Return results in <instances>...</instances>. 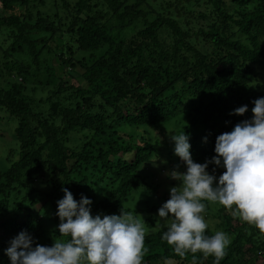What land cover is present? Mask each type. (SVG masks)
<instances>
[{"label":"trees","instance_id":"trees-1","mask_svg":"<svg viewBox=\"0 0 264 264\" xmlns=\"http://www.w3.org/2000/svg\"><path fill=\"white\" fill-rule=\"evenodd\" d=\"M1 31L0 113L15 123L16 148L0 167V264H11L6 249L21 231L36 243L60 238L63 188L90 199L93 217L130 211L122 202L137 187L153 193L138 170L156 143L137 130L194 106L190 153L203 164L217 155L216 137L251 119L253 102L264 98V0H0ZM62 68L76 85H64ZM35 89L45 95L35 100ZM245 105L243 116L231 114ZM206 171L219 177L225 169L209 163ZM215 211L204 214L231 239L220 264H264L259 230L223 206ZM145 225L152 228L151 215ZM165 230L146 235L143 264H192L161 239ZM196 255L197 264H213Z\"/></svg>","mask_w":264,"mask_h":264},{"label":"clouds","instance_id":"clouds-1","mask_svg":"<svg viewBox=\"0 0 264 264\" xmlns=\"http://www.w3.org/2000/svg\"><path fill=\"white\" fill-rule=\"evenodd\" d=\"M253 103L251 119L216 137L217 155L211 161H193L184 129L170 135L175 155L184 162L186 171L166 173L179 183L170 188V198L158 209L157 222L163 221L166 228L161 239L181 259L191 254L192 264H197V253L205 260L212 256L213 264H220L231 243L223 231L205 234L208 223L203 201L223 206L234 219L254 226L264 236V98ZM247 111L245 105L231 114L243 116ZM209 163L225 171L217 178L206 171ZM62 191L56 213L60 238L53 239L52 246H42L27 231H21L6 249L11 264H143L148 252L147 229L140 214L121 208L119 215L93 217L90 199L82 196L76 201L67 188ZM163 264L176 262L165 258Z\"/></svg>","mask_w":264,"mask_h":264},{"label":"rangeland","instance_id":"rangeland-1","mask_svg":"<svg viewBox=\"0 0 264 264\" xmlns=\"http://www.w3.org/2000/svg\"><path fill=\"white\" fill-rule=\"evenodd\" d=\"M4 32H0V46L2 49H5L7 46V41L4 37ZM49 46H52L50 43ZM1 56V54H0ZM56 73H58V68L55 67V63L52 61H48ZM77 74H80L82 71L75 67L74 69ZM60 71V70H59ZM64 71H67V69L62 68L61 77L64 80V85H76L78 78L68 76L66 74H63ZM259 76L264 78V67L259 69ZM1 80V78H0ZM260 83L264 84V79L260 80ZM34 85V84H32ZM0 86H2V81L0 82ZM35 88V87H34ZM39 91L35 89L33 93H30L32 97L38 98L39 96L43 97L45 95V92L38 93ZM205 102V98L203 99ZM193 108L194 106L185 105L183 110L184 113L180 114L178 117H176L173 121L167 123L164 126H160L155 129H147L144 134L141 133V130H137V133L144 137V139L149 144L156 143V152L153 153L150 156L149 162L144 164L140 169L138 170V173L142 177H146V183L149 184L152 187L153 193H149L143 188L137 187L133 189L130 194L127 196L126 200L122 202V207L129 209L133 212L134 215H141L144 219L148 215H151L153 218V226L151 229H149L146 225L147 234L153 233L158 230L164 229V222L159 221L158 216V209L162 206L164 202H166L170 198V188L174 186H178V181L172 180L169 178L166 173L171 172L172 170H178L179 172H185L186 169L181 167L177 155H175L174 152V146L175 143L170 139V135L172 134H178L179 132L183 131L186 135H188L189 139H191L193 136H196L198 134L197 128L194 127V125L189 124L191 121V117L193 115ZM188 116V117H187ZM15 127L14 121L9 118L6 114L0 113V167H6L8 164L4 159L6 157L10 159H15V155L13 151L16 148V142H14L11 138L13 137V128ZM12 133V137H11ZM14 139V138H13ZM73 144H70L69 146H75ZM122 158L128 160L130 159V155L125 154L121 155ZM218 178V177H217ZM206 204V207L208 209L205 210L211 211L208 215H218L216 213V209L219 208L221 205L219 204H211L207 201H204ZM149 207H155L157 208L154 212H146V213H136L137 210H142ZM37 208V207H36ZM228 213V211H226ZM204 218L206 222L208 223V228L214 235L216 231H223L224 227L220 226L219 219L217 217H208L206 214H204ZM233 217V216H232ZM101 218H103L101 216ZM220 222H223L220 220ZM234 223V222H233ZM226 233V232H225ZM227 234V233H226ZM228 235V234H227ZM229 236V235H228ZM46 237V236H45ZM45 237L42 240H38L37 243L45 246L46 242L49 244V246L53 245L54 240L53 238H49L47 241H44ZM50 237V236H49ZM230 237V236H229ZM36 243V240H34Z\"/></svg>","mask_w":264,"mask_h":264}]
</instances>
